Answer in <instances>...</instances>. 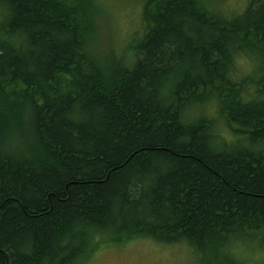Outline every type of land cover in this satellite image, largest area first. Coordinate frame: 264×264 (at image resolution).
<instances>
[{
	"label": "trees",
	"instance_id": "16d2710c",
	"mask_svg": "<svg viewBox=\"0 0 264 264\" xmlns=\"http://www.w3.org/2000/svg\"><path fill=\"white\" fill-rule=\"evenodd\" d=\"M142 1L120 57L93 47L104 0H0V264L264 248V0Z\"/></svg>",
	"mask_w": 264,
	"mask_h": 264
},
{
	"label": "rangeland",
	"instance_id": "374dc122",
	"mask_svg": "<svg viewBox=\"0 0 264 264\" xmlns=\"http://www.w3.org/2000/svg\"><path fill=\"white\" fill-rule=\"evenodd\" d=\"M246 1L212 0L224 13L241 12ZM103 3L106 12L98 20L94 49L102 56L114 54L132 57L131 48L137 41L134 33L140 23L143 1L104 0ZM246 68L243 63L235 65L236 73L240 75ZM208 106L200 112L214 113L212 106ZM191 112L187 113V119L191 118ZM241 253L248 264H264V248L258 243H245ZM200 256L185 243L168 244L150 238H137L124 244L97 248L83 264H202Z\"/></svg>",
	"mask_w": 264,
	"mask_h": 264
}]
</instances>
